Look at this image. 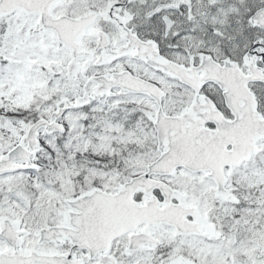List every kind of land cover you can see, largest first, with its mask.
<instances>
[{
	"label": "snow or ice",
	"instance_id": "obj_1",
	"mask_svg": "<svg viewBox=\"0 0 264 264\" xmlns=\"http://www.w3.org/2000/svg\"><path fill=\"white\" fill-rule=\"evenodd\" d=\"M0 264H264V0H0Z\"/></svg>",
	"mask_w": 264,
	"mask_h": 264
}]
</instances>
